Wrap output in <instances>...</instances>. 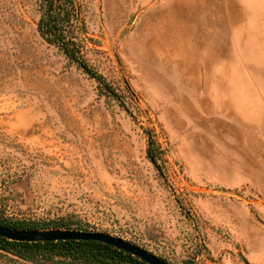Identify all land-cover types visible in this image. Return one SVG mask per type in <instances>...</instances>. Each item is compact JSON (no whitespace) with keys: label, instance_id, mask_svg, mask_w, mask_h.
<instances>
[{"label":"rangeland","instance_id":"rangeland-1","mask_svg":"<svg viewBox=\"0 0 264 264\" xmlns=\"http://www.w3.org/2000/svg\"><path fill=\"white\" fill-rule=\"evenodd\" d=\"M42 4L0 0V221L264 264V0H75L101 82Z\"/></svg>","mask_w":264,"mask_h":264},{"label":"trees","instance_id":"trees-1","mask_svg":"<svg viewBox=\"0 0 264 264\" xmlns=\"http://www.w3.org/2000/svg\"><path fill=\"white\" fill-rule=\"evenodd\" d=\"M42 7L44 11L38 26L40 36L47 43L57 46L84 73L101 82L100 76L83 59L82 47L76 41L75 28L79 15L75 0H43ZM101 88L106 92L111 90L106 82ZM0 225L18 230L42 229L30 224L3 221ZM0 252L31 264H147L123 250L100 242L17 243L0 237Z\"/></svg>","mask_w":264,"mask_h":264},{"label":"water","instance_id":"water-1","mask_svg":"<svg viewBox=\"0 0 264 264\" xmlns=\"http://www.w3.org/2000/svg\"><path fill=\"white\" fill-rule=\"evenodd\" d=\"M0 237L17 243L100 242L123 250L147 264H169L131 242L100 232H82L69 229L18 230L0 225Z\"/></svg>","mask_w":264,"mask_h":264}]
</instances>
